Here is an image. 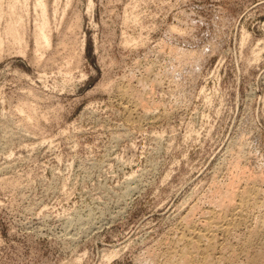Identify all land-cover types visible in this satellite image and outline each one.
<instances>
[{
  "label": "rangeland",
  "instance_id": "rangeland-1",
  "mask_svg": "<svg viewBox=\"0 0 264 264\" xmlns=\"http://www.w3.org/2000/svg\"><path fill=\"white\" fill-rule=\"evenodd\" d=\"M10 2L0 264L162 262L183 218L201 224L256 188L258 209L218 235L238 249L256 230L249 254L235 250L252 264L264 251V0H46L49 44L37 0H19L20 39L6 35Z\"/></svg>",
  "mask_w": 264,
  "mask_h": 264
},
{
  "label": "bare ground",
  "instance_id": "bare-ground-1",
  "mask_svg": "<svg viewBox=\"0 0 264 264\" xmlns=\"http://www.w3.org/2000/svg\"><path fill=\"white\" fill-rule=\"evenodd\" d=\"M19 3V0H11L10 4H9V20H8V24L6 26V35L11 36L10 39L13 40H18L20 38H18L17 34L19 31V24L20 21L22 19V16H20V14L16 11V7L17 4ZM37 6L41 9V14H42V18H43V23L40 24L38 26V32H37V36L39 39H42L45 41V43L49 44V38L45 32L46 27L48 25V14H47V6H46V0H37ZM1 8V7H0ZM1 14V13H0ZM2 38H0V43H2ZM124 89H126L124 87ZM121 96H123L124 98H127V100L132 96H130L128 94V92L126 90L122 89L121 92ZM130 96V97H129ZM130 101V100H129ZM134 101V100H133ZM138 101V100H137ZM128 103V102H127ZM137 103L134 101L133 105L131 104V107L126 108V110L128 109V112H132V110L134 109L133 107L137 106ZM143 104V103H142ZM142 104L140 107H142ZM125 108V107H124ZM136 108V107H135ZM138 108V107H137ZM146 108V107H145ZM146 110V109H144ZM148 112V111H146ZM151 112V111H149ZM128 115H131V114ZM148 114V113H147ZM153 114V113H151ZM150 115V113H149ZM154 115V114H153ZM131 117V116H129ZM149 116H147L146 118H148ZM152 119V118H151ZM155 121V120H153ZM236 182V181H235ZM240 183V182H239ZM238 183V184H239ZM236 184V183H235ZM232 185V184H231ZM230 185V186H231ZM237 185V184H236ZM235 185V186H236ZM229 186V187H230ZM239 186V185H237ZM236 186V187H237ZM228 187V188H229ZM247 187V186H246ZM250 187V186H249ZM256 187V186H255ZM244 188V187H243ZM227 189V188H226ZM225 189V190H226ZM256 189V188H254ZM253 188L251 189H242L241 191L239 190L238 192L236 191H231V193H228V196L231 194L232 196H230L229 198H235L234 201L230 200L231 202L227 205L225 204L224 207L225 209H218V206L216 205L217 209H210L206 212L205 210V214L206 217H204V221L202 223L201 219V224H197L193 223L192 221L188 222V218L185 217L183 218L184 220L187 219V221L185 220V224L183 226H181V231L179 232V234L176 236V238L172 239L171 245L170 247L167 249V251L165 250L164 259L161 262H157V260H152L153 258H151L152 261H155V264H221V261L223 260L224 264H235L234 262H236L235 260L238 258L237 254L235 253L237 247L235 248L233 244H230L229 246H227L226 240L224 242V244L222 242L219 241L218 239V235L219 234H224V233H231V230L233 231L232 228L236 227L237 225L241 224V223H246L245 219H247V214L250 212V210H253L257 207L258 202H257V198H259V194L257 196V192L256 190H254ZM231 190V189H230ZM235 190V189H234ZM238 190V189H236ZM229 191V190H228ZM227 191V192H228ZM261 191V189H260ZM226 192V193H227ZM230 192V191H229ZM263 192V191H262ZM221 193V191L219 192V194ZM260 193V192H258ZM222 194V193H221ZM227 195V194H226ZM264 195V194H263ZM224 196V195H222ZM220 197V196H219ZM227 199V196H225ZM221 199V198H219ZM261 199V198H260ZM218 200V199H217ZM225 200V199H224ZM222 201V200H221ZM220 202V201H219ZM223 202V201H222ZM225 202V201H224ZM264 202V201H263ZM214 203V202H213ZM212 203V204H213ZM216 203V202H215ZM228 203V202H226ZM211 204V205H212ZM263 204V203H262ZM210 205V204H209ZM221 205H224L223 203H221ZM261 205V201H260V205ZM215 207V206H213ZM220 207V206H219ZM193 209V208H192ZM258 209V207H257ZM264 209V208H263ZM262 209V210H263ZM191 214L193 213L191 210ZM260 211V209H259ZM252 212V211H251ZM254 212V210H253ZM187 214V213H186ZM190 214V212H189ZM188 214V215H189ZM204 214V215H205ZM251 214V213H250ZM253 214V213H252ZM201 215V214H200ZM203 215V214H202ZM264 215V214H263ZM262 215V216H263ZM256 216V215H255ZM200 217V216H199ZM250 217V215H249ZM258 217V216H256ZM255 217V218H256ZM260 217V216H259ZM195 218V217H194ZM192 219V217H191ZM190 219V220H191ZM264 219V218H263ZM261 220V219H260ZM183 221V220H182ZM197 221V220H195ZM255 221V220H254ZM259 221V220H258ZM256 221V222H258ZM182 223V222H181ZM184 223V221H183ZM262 224V223H261ZM250 225V224H249ZM260 225V224H259ZM261 226V225H260ZM246 227V226H245ZM255 226H253L254 228ZM263 227V226H261ZM240 228V227H239ZM247 228V227H246ZM256 229V228H255ZM177 230V229H176ZM236 230V229H235ZM238 230V229H237ZM252 230V228H251ZM262 230V229H261ZM256 231V230H255ZM255 231H250V233L248 232V238L245 239V241L240 243L242 244L239 250V248L237 250H239L242 253L243 252H247L246 254H249L250 251L252 249H254L255 246ZM177 232V231H176ZM246 232V231H245ZM262 232V231H259ZM235 233V232H234ZM244 233V232H243ZM177 234V233H176ZM259 234V233H258ZM257 234V235H258ZM225 235V234H224ZM227 235V234H226ZM225 235V236H226ZM231 236V235H230ZM234 236V235H233ZM237 236V235H236ZM259 236V235H258ZM227 237V236H226ZM245 237V236H244ZM222 238V235H221ZM234 238V237H233ZM259 238V237H258ZM257 238V241H258ZM227 239V238H226ZM231 239V238H230ZM229 239V240H230ZM237 241V240H236ZM260 241V240H259ZM255 242V243H254ZM166 243V242H165ZM264 243V242H263ZM167 244V243H166ZM170 244V243H169ZM259 244V243H257ZM261 244V243H260ZM168 245V244H167ZM224 245V246H223ZM226 245V250H228V254H226V256L223 254V252H225V250L223 251V247H225ZM261 247V246H260ZM165 248V247H164ZM262 249L264 247H261ZM260 249V248H259ZM256 250V249H255ZM223 251V252H221ZM254 251V250H253ZM261 251V249L258 251V253ZM227 252V251H226ZM238 252V251H237ZM256 252V251H254ZM162 253V252H161ZM256 252V256L254 258H249L252 260L249 261L252 264H262L261 261L264 259V251L260 252L259 255ZM220 255L218 258L216 257V255ZM236 254V255H235ZM240 254V253H239ZM244 254V253H243ZM254 254V253H253ZM153 255V254H152ZM252 255V254H251ZM162 256V255H161ZM248 256V255H247ZM246 256V257H247ZM151 257V256H149ZM157 257V256H156ZM155 257V258H156ZM160 257V256H159ZM237 257V258H236ZM241 257V256H240ZM163 258V257H162ZM161 259V258H160ZM159 259V260H160ZM158 260V261H159ZM246 261V260H245ZM264 261V260H263ZM262 261V262H263ZM247 262V261H246ZM237 263V262H236ZM241 263V261H240ZM152 264V263H151ZM249 264V263H248Z\"/></svg>",
  "mask_w": 264,
  "mask_h": 264
}]
</instances>
